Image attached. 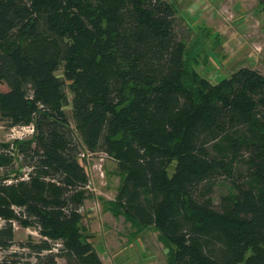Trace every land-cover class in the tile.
<instances>
[{
  "label": "trees",
  "instance_id": "1",
  "mask_svg": "<svg viewBox=\"0 0 264 264\" xmlns=\"http://www.w3.org/2000/svg\"><path fill=\"white\" fill-rule=\"evenodd\" d=\"M175 14L167 0H0V118L34 127L15 141L27 173L0 179V264H104L76 226L82 146L117 158L122 214L153 225L173 264H264V74L185 73ZM15 221L40 238L13 249Z\"/></svg>",
  "mask_w": 264,
  "mask_h": 264
},
{
  "label": "rangeland",
  "instance_id": "2",
  "mask_svg": "<svg viewBox=\"0 0 264 264\" xmlns=\"http://www.w3.org/2000/svg\"><path fill=\"white\" fill-rule=\"evenodd\" d=\"M175 8V29L185 44L184 72L191 69L215 83L240 67L264 74V0H167ZM62 75V69L57 71ZM68 101L72 98L66 89ZM74 128L71 104L63 107ZM30 125L9 126L0 118V179L22 177L28 171L16 154V140L33 136ZM88 181L77 230L94 245L104 264H173L171 248L153 225H139L122 214L116 194L124 178L117 158L103 150L84 146L79 154ZM174 163L167 169L168 176ZM23 175V176H24ZM229 190L224 180L214 187L215 201ZM3 219L0 217V224ZM15 244L40 235L32 226L14 222ZM8 253V252H6ZM248 254L250 251L247 252ZM3 252L0 250V256ZM21 255L18 264H28ZM63 261L62 258H59ZM243 264V263H240Z\"/></svg>",
  "mask_w": 264,
  "mask_h": 264
},
{
  "label": "built area",
  "instance_id": "3",
  "mask_svg": "<svg viewBox=\"0 0 264 264\" xmlns=\"http://www.w3.org/2000/svg\"><path fill=\"white\" fill-rule=\"evenodd\" d=\"M29 125H30V124H29ZM31 127H32L31 130H33V125H32V124H31Z\"/></svg>",
  "mask_w": 264,
  "mask_h": 264
}]
</instances>
